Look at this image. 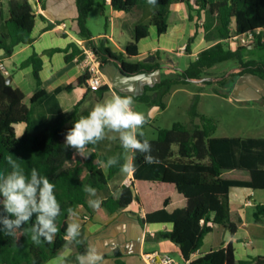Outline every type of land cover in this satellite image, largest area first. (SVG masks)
<instances>
[{
  "label": "trees",
  "instance_id": "16d2710c",
  "mask_svg": "<svg viewBox=\"0 0 264 264\" xmlns=\"http://www.w3.org/2000/svg\"><path fill=\"white\" fill-rule=\"evenodd\" d=\"M6 2L7 17L3 15L0 3V51H3L5 57H11L19 45H30L34 42L33 30L37 16L33 2L41 0ZM76 2L77 34L99 56L103 69L106 64L116 61L124 76L161 70L158 61L134 62L133 59L139 56V43L150 36L152 26L156 28L158 36L167 32L174 0H157L155 6L149 5L147 0H109L113 10L130 15L134 22L130 29L131 40L126 44L124 52L112 49L105 39L99 44L93 40L94 36L87 22L99 1ZM106 2L107 0H101L104 6ZM179 2L187 6L189 21L195 22L197 28V21L205 16L203 35L207 48L199 53L198 59L191 62L185 71L176 75L163 74L159 82L146 86L143 94L132 96L135 101L147 104L155 101L163 109L165 106L162 100L174 86L208 78L210 69L228 61L237 62L240 75L264 80V61L245 59V52L247 55L253 54L255 50H264V43L260 41L264 38V0ZM258 29L262 30V34L253 49L249 46L232 49L225 44L226 40L234 36ZM193 41L194 38H190L186 45L187 55L191 54ZM70 47L73 52L66 57L67 60L80 56L81 51L77 45ZM58 52H67V49L56 48L47 51V54ZM22 65L32 66L31 88L38 90L27 105L25 98L28 90L8 84L7 76L0 70V170L8 169L4 159L7 154L21 158L20 163L26 173L36 168L55 184L61 215L57 219L59 231L51 244L42 241L37 246L20 230H17L15 238L0 232V264H44L57 257L69 244L64 239L67 224L71 222L67 209L72 207L78 212L80 207H84L89 211L88 194L83 191L84 186L90 185L101 190L120 173L119 165L104 167L101 162H106L112 156L119 157L121 163L127 160V152L120 142L109 154L101 153L97 143L88 146L90 155L87 159H78L74 166L67 167L75 151L65 148V135L75 120L87 115L79 113L82 100L75 106L72 114H60L53 121L37 128L34 106L48 96L41 88L43 61L34 53ZM87 81L88 75L85 73L75 85L63 86L56 92H71L76 86H87ZM109 91L110 88L104 84L95 94L102 99ZM197 117H200V124L194 122ZM19 123L27 125L21 137H17L15 131V125ZM215 129L210 119L194 112L191 125L177 122L171 129H159L155 140L144 135L141 139L149 140L151 155L158 162L145 163L144 154L130 152L135 166L133 181L129 185L121 186L118 194H110L102 202L111 213L124 211L136 202L144 212V217L140 220L142 226L148 223H172V231L161 232L159 236L178 247L182 262L190 260L201 250L205 238L214 231L215 226L224 227L230 235L237 232L241 219L230 209L229 197L232 188L264 190V138L215 137ZM254 216L264 219V206H257ZM34 219L33 217L32 222ZM75 245L78 249L77 255L85 252L82 241ZM118 256L116 252L115 258ZM116 262L123 264L119 259ZM191 264H264V256L237 261L232 244H228L193 260Z\"/></svg>",
  "mask_w": 264,
  "mask_h": 264
},
{
  "label": "crops",
  "instance_id": "0c3cea01",
  "mask_svg": "<svg viewBox=\"0 0 264 264\" xmlns=\"http://www.w3.org/2000/svg\"><path fill=\"white\" fill-rule=\"evenodd\" d=\"M0 3L2 4L3 15L7 17V2L6 0H0ZM40 3L43 12L37 16L33 30L34 42L30 45H19L11 57H5L3 51H0V64L4 65L9 72L8 76L12 77L11 84L13 87L28 90L25 98L27 105H29L30 98L38 89L31 88L32 66L24 67L22 64L34 53H37L43 61V69L40 73L41 88L48 93V96L34 106V121L37 128L46 122L53 121L60 114L67 116L72 114L75 106L81 100L79 113L88 114L91 110L89 106L93 101L90 95L94 96V100L98 99L95 92L90 91L87 86H76L71 92H56L58 88L63 86L75 85L85 74L79 56L69 60L66 59L73 52L71 45L78 46L79 41H85L77 34L76 18L78 9L76 0H41ZM106 5L110 6L108 1ZM186 7L184 3H179L177 6L173 4L171 14L174 16V23H169L167 32L161 36H158L156 28L152 26L149 37L153 36L155 42L143 47L141 45L142 40L139 43V56L133 59L134 62L153 63L158 61L160 64L166 62V64H163L164 70H156L149 74L124 76L118 68L119 63L112 61L104 66L105 84L110 88L109 92H113L114 95L138 96L144 93L146 86H152L159 82L163 74L181 73L173 64L172 55L177 57L187 55L186 52L181 51V48L185 47L187 43L181 45L179 43L187 30L185 20H189ZM112 11L121 22L118 29L112 18L110 22L113 26L112 29H114L113 35L100 34L98 38L94 37L93 40L96 44H99L102 39H105L112 49L124 52L126 44L131 40L130 29L134 22H130L132 19L130 15L113 9ZM62 22H67L69 29L56 28L55 23ZM190 23L193 25L194 22L190 21ZM190 31V38H194L191 44L190 56L195 61L199 53L207 48V43L202 31H195L193 28ZM116 36H118V39ZM123 39L125 40L124 43H122ZM56 48L67 49V52L47 54V51ZM253 48L250 47V49ZM151 60L154 61L151 62ZM244 80L245 82H243ZM241 84L242 87L244 85L253 86L249 88L251 93H243L242 96L244 97L242 98L264 100V80L255 76H248L243 80L240 78L234 87L240 88ZM155 104L157 103L155 102ZM26 128L25 123L15 125L17 137H21ZM133 179V172L128 173L125 177L120 172L108 186L101 190L97 189V197L103 202L110 194H118L121 186L129 185ZM113 185L116 187L115 190L109 192ZM107 190L108 195L102 196L101 193ZM89 199H93V197L88 195L87 203ZM229 202L231 211L241 219L237 232L230 235L224 227L215 226L214 231L205 238L201 250L191 257V261L228 244H232L237 261H248L257 256H264V219H257L254 216L256 207L264 206V190L234 187L230 191ZM143 217L144 212L136 202L124 211L115 213L109 212L102 204L99 209L94 211L91 210V207H89V211L84 207H80L78 210V222L81 224L80 240L85 250L91 245L101 254L100 264H117V259L122 261L123 264H144L141 254L163 251L160 249L162 246L170 248L168 243L171 242L162 239L159 233L172 231L173 224L148 223L142 226L140 220ZM257 239L261 244L257 243ZM77 251L75 243L68 244L57 257L44 264H64L67 260H72L70 264H76ZM116 252H118V258H115ZM163 252L168 251L166 249ZM176 252L180 254L177 246ZM177 259L182 262L181 258Z\"/></svg>",
  "mask_w": 264,
  "mask_h": 264
},
{
  "label": "clouds",
  "instance_id": "9594fccd",
  "mask_svg": "<svg viewBox=\"0 0 264 264\" xmlns=\"http://www.w3.org/2000/svg\"><path fill=\"white\" fill-rule=\"evenodd\" d=\"M147 3L155 6L157 0H147ZM134 103L130 95H114L110 100L96 103L86 116L75 120L67 131L65 148L74 149L76 155L87 159L90 155L89 145H96L106 138L118 139L125 152L144 154V161L148 164L158 162L151 155L149 140L141 139L144 137L142 129L148 123V118L134 110ZM4 159L8 169L0 170V232L15 238L17 230H20L37 246L42 241L51 244L59 231L57 219L61 215L55 184L36 168L26 173L19 157L7 154ZM117 165L122 174L135 170L132 157L123 163L117 156L101 162L104 167ZM83 191L90 197H96L89 199V207L99 209L102 200L97 197V189L86 185ZM67 214L71 222L67 224L64 239L69 244H79L81 224L78 222V212L69 207ZM101 260V254L89 245L84 253L76 257V264H100Z\"/></svg>",
  "mask_w": 264,
  "mask_h": 264
},
{
  "label": "rangeland",
  "instance_id": "374dc122",
  "mask_svg": "<svg viewBox=\"0 0 264 264\" xmlns=\"http://www.w3.org/2000/svg\"><path fill=\"white\" fill-rule=\"evenodd\" d=\"M98 1L99 4L94 7L89 15L88 27L96 38H98L100 34L105 33L111 36L114 33V29H112L113 26L110 22L111 19L113 18V23H116L117 29L121 22L116 15L113 14L110 6H104L101 0ZM192 2H194V0H192ZM179 3V0H174L173 4L177 6ZM194 16L196 17V13H194ZM174 21V16L171 14L169 23L173 24ZM130 22L133 23V19H131ZM185 23L187 25V30L185 36L179 42L180 45L188 43L191 35L190 30L192 28L195 31L200 30L204 34V29L201 28L198 21L199 28L196 27L195 22L192 25L188 19L185 20ZM116 37L118 39V36ZM124 41L123 39L122 43H124ZM154 42L155 39L152 36L144 39L141 45L145 47ZM238 46L237 43L231 42L230 47L232 49H236ZM172 58L174 61L173 64H175V67L180 72L185 71L190 63L193 62V57L190 55H183L182 57L172 55ZM253 58L264 61V50H255L253 54L247 53V55L245 52V59ZM163 64H166V62ZM163 64H161V70H164ZM237 66V62L228 61L210 69L208 71V78L193 80L186 85L174 86L171 92L162 100L165 106L163 109L155 104V101L147 104L134 100V110L145 114L148 118V123L142 129L144 135L148 139L155 140L157 139L159 129H171L177 122L191 125L192 114L195 112L199 116L204 115L212 121V124L216 128L214 133L215 137L264 138V100L242 98L244 97L242 96L243 93H251L249 88L253 86L249 87L244 85L243 87L245 88H243L242 84L245 82L244 80L240 88L234 87L240 78L243 80V78L250 76L240 75V69ZM113 96V92H107L103 100L99 98L94 100V96L91 94L90 97L93 101L89 109H92L98 102L110 100ZM157 101L159 103V99H157ZM194 122L200 124V117H197ZM117 143H119L118 139L106 138L98 143V150L101 153L109 154L114 150ZM129 157L130 152H127V159ZM78 159H82V157L74 154L73 159L67 163V167L74 166ZM126 175L127 174H124V177ZM115 188L116 187L113 185V188H110L109 192L115 190ZM101 194L102 196L108 195V190L103 191ZM91 210L94 211L93 208H91ZM256 241L258 244H261L258 239ZM168 244H170V248L162 246L160 249L163 251L167 249L168 253L172 256L180 258V254L176 252V245L173 243ZM71 262L72 260H67L64 264H70Z\"/></svg>",
  "mask_w": 264,
  "mask_h": 264
},
{
  "label": "built area",
  "instance_id": "2783aa9c",
  "mask_svg": "<svg viewBox=\"0 0 264 264\" xmlns=\"http://www.w3.org/2000/svg\"><path fill=\"white\" fill-rule=\"evenodd\" d=\"M109 2V0H107ZM34 12L36 16H39L43 11L40 2H33ZM202 29H204L205 19L204 16L198 22ZM56 28L67 30L69 29V24L67 22L55 23ZM262 34V30L258 29L256 31L250 32L241 36H234L230 40H226L225 44L229 47L231 42L237 43L239 46H250L258 42L259 36ZM261 43H264V38H261ZM78 47L81 51L79 59L81 57V64L85 73L88 75L87 88L95 92L99 90L105 84V73L99 56L95 51L86 45L85 41H79ZM185 47L181 48V51L185 52ZM198 59V56L196 57ZM0 70L5 75L8 76L9 72L6 70L3 64H0ZM141 259L144 264H191V259L188 261L181 262L176 257L172 256L168 252L163 251H153L145 252L141 254Z\"/></svg>",
  "mask_w": 264,
  "mask_h": 264
},
{
  "label": "water",
  "instance_id": "95a60500",
  "mask_svg": "<svg viewBox=\"0 0 264 264\" xmlns=\"http://www.w3.org/2000/svg\"><path fill=\"white\" fill-rule=\"evenodd\" d=\"M249 47H254V46H249ZM154 60H151V62H153ZM7 83L8 84H11L12 83V77L11 76H7V79H6Z\"/></svg>",
  "mask_w": 264,
  "mask_h": 264
}]
</instances>
